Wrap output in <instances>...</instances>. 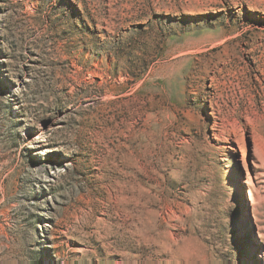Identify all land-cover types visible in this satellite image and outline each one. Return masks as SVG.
Instances as JSON below:
<instances>
[{"label": "rangeland", "instance_id": "374dc122", "mask_svg": "<svg viewBox=\"0 0 264 264\" xmlns=\"http://www.w3.org/2000/svg\"><path fill=\"white\" fill-rule=\"evenodd\" d=\"M0 264H264V0H0Z\"/></svg>", "mask_w": 264, "mask_h": 264}, {"label": "bare ground", "instance_id": "6f19581e", "mask_svg": "<svg viewBox=\"0 0 264 264\" xmlns=\"http://www.w3.org/2000/svg\"><path fill=\"white\" fill-rule=\"evenodd\" d=\"M232 195H233V199H232V201H233V202H238L237 194L233 193Z\"/></svg>", "mask_w": 264, "mask_h": 264}]
</instances>
